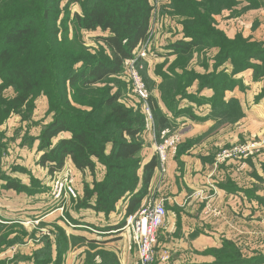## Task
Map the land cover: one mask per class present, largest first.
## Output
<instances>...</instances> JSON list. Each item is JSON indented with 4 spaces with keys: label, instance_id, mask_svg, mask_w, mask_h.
Here are the masks:
<instances>
[{
    "label": "rangeland",
    "instance_id": "rangeland-1",
    "mask_svg": "<svg viewBox=\"0 0 264 264\" xmlns=\"http://www.w3.org/2000/svg\"><path fill=\"white\" fill-rule=\"evenodd\" d=\"M150 1L154 7L151 37L145 47L146 57L143 60L141 75L150 98H153V103H157L167 115L169 112L177 116L186 114L197 121L203 107L199 103L202 102V92L207 88L212 89L213 95L209 101H212L211 106L216 111L212 114L220 117L213 129L237 118L246 128L249 123L253 126L255 124L254 129L257 132L241 141L229 140L221 148L254 142L257 145L256 150L259 147L261 150L258 155L264 157L263 0H193V3H188L187 0ZM67 2L69 3L67 9L72 17V12L80 9L79 4L74 0H63L61 6L64 7ZM196 4H199L201 13L205 15L198 24L199 28L213 34L207 36L210 46H198L188 56L170 55L169 44L173 42L171 40L178 36L184 37V29H191L197 24L192 17V12L196 10L195 8L198 9ZM97 33L100 31H82L80 42L86 47H97L98 42L95 38ZM72 35L70 31V37ZM230 53L231 57L228 58L227 55ZM129 64L130 61L126 63L121 76L112 81L109 87L112 92L118 86L122 87V102L135 109L141 107L142 112L145 113L143 103L132 89L127 70ZM2 83L0 76V86ZM1 95L3 100L12 99L16 96V90L13 86H9ZM227 95L231 97L230 100H226ZM0 105L4 109L3 104ZM149 105L152 112L150 100ZM53 115L47 97L41 93L34 95L17 111L11 112L0 125V187H7L8 182L21 181L14 176L30 179L28 180L30 186L27 188L43 191L38 197L39 202H42L39 207L44 212L51 210L57 213L56 215H61V211L56 209L57 204L51 201L50 196L54 174L38 163L41 156L38 137L44 126L52 120ZM177 132L182 133L173 124V127L163 132L154 144L165 136ZM182 137V141L170 151L167 163L164 166L160 165L157 176L151 183L150 193L140 207L162 202L167 208V216L159 230L157 244V256L164 264H185L184 254H181L184 249L179 243L184 240V234L180 230L179 222L175 221L176 213L187 208L191 200L201 201V185L195 184L191 187V184L185 183V167L191 160L185 161L184 156L199 155L201 150L199 146L203 137L198 132ZM216 155L217 153L214 162ZM170 165H173L172 175H170ZM75 173L80 197L77 200L67 201L63 213L69 221L74 219L94 223L92 229L82 228L85 224H80L79 229L87 233L75 232L78 233L77 235L71 231L75 228L61 223L63 217L28 220L12 216L8 212L6 215L3 214L5 219L0 218V252L7 248L12 249L15 244L26 249L25 245L33 243L34 251L28 253V256L20 255L19 261L34 260L35 262L36 259L50 261L51 257L57 261L55 258L59 256L60 251L62 254L60 260L62 259L63 264H139L135 243L128 232L122 231L123 234L117 236L118 238L109 240L111 234L102 230L123 219L127 199L121 198L108 213L92 207L96 203V195L86 199V192L94 189V181L99 182L106 177L105 166L98 163L95 176L91 172ZM23 193L34 195L29 191ZM7 198L8 196H4L0 191L1 213L2 210H9ZM260 220L261 224H264V215ZM261 229L264 235V226ZM57 244L59 247L64 246L58 251ZM18 250L19 248L12 249L11 253L14 252V256L7 261L1 260L0 264H15ZM209 252L217 254L215 248ZM259 257L264 258V253L258 254V259Z\"/></svg>",
    "mask_w": 264,
    "mask_h": 264
},
{
    "label": "trees",
    "instance_id": "trees-1",
    "mask_svg": "<svg viewBox=\"0 0 264 264\" xmlns=\"http://www.w3.org/2000/svg\"><path fill=\"white\" fill-rule=\"evenodd\" d=\"M74 1L80 9L70 17L69 3L62 7L63 0H0V103L4 106L3 109L0 105V125L34 95L44 94L54 115L38 137V163L54 174L52 183L69 158L75 172L81 174L89 170L95 176L97 163L104 165L106 177L94 181V189L86 192V199L96 195L92 207L106 213L121 198L127 199L124 219L102 229L118 234L126 218L141 209L160 161L155 152L145 163L140 157L146 146L142 135L151 122L144 105L145 113L141 107L127 106L122 102V87L112 92L109 84L121 76L126 63L149 39L154 7L150 0ZM195 9L192 17L197 24L193 29H184V37L169 44L172 54L188 56L198 46H210L207 36L213 34L199 28L205 15L199 7ZM84 30L100 31L95 36L97 47H86L80 42ZM227 56L230 58L231 53ZM9 86L15 88L16 96L3 100L1 93ZM152 99L158 139L173 123ZM63 132L70 136L60 137ZM29 186L22 181L7 184L19 192H37V188ZM79 197L78 191V197L70 201ZM61 220L71 227L64 218ZM70 222L76 225L71 228L77 230L80 224L94 225L74 219ZM63 246L57 244V250ZM58 255L57 261L53 257L50 261L36 259L35 264H63L60 251ZM238 256L229 243L222 264H244L234 261ZM254 262L263 263L264 258L257 256Z\"/></svg>",
    "mask_w": 264,
    "mask_h": 264
},
{
    "label": "crops",
    "instance_id": "crops-1",
    "mask_svg": "<svg viewBox=\"0 0 264 264\" xmlns=\"http://www.w3.org/2000/svg\"><path fill=\"white\" fill-rule=\"evenodd\" d=\"M181 38V36H178L171 41ZM169 54L172 55L171 51H169ZM202 95V102L199 103L203 107L199 112V120L197 119L196 121L186 114L179 116L174 115L172 112L168 114L170 121L183 133L184 138L196 132L200 133L203 137V141L199 146L201 148L199 155L196 157L184 156L185 161L189 162L191 160L185 167V183L191 184V187L199 184L202 190L200 191L201 201L191 200L187 208L176 213L175 221L179 222L180 230L184 234V240L179 242L184 249L183 252L181 251V254H184L185 264L224 263L225 261L223 258L221 259V256L225 254L226 245L228 246L230 243L239 254L238 258L234 261H244V264H257L254 262L255 258L258 254L264 253V235L261 232L264 224H261L260 220L261 216L264 215V157L258 155V152L261 151L260 147L256 150V153L250 156L238 157L221 164L214 162L215 154L223 148L222 145L227 144V141H241L246 136L255 135L257 133L254 129L255 124L253 126L249 123L246 128L236 118L232 122H227L213 129L220 120V117L217 114H212L216 112L211 106L212 101H209L213 95L212 89L207 88L202 92ZM225 98L226 100H230L231 97L227 95ZM203 100H206V102H203ZM59 136L69 137L70 134L63 132ZM142 137L145 140L146 146L140 152V157L143 159V163H145L149 161L155 152L154 142L156 135L154 121L149 122ZM192 160H195V162ZM65 166L75 169L70 158L66 161ZM172 169L173 165H170V175L174 173ZM158 171L159 169L155 171L154 178L157 176ZM87 172L90 171L86 170L84 173ZM14 177L21 180L23 184L30 185L28 181L30 179L26 180L18 176ZM37 178L41 179V177ZM0 189L4 196H8L7 207L9 208V210L6 209L2 210V213L0 212V218L2 219L6 218L4 216L8 212L12 216L28 220H33L29 218L46 220L54 216V218L61 216L60 214L56 215L57 213L55 214L51 210L44 212L39 207L42 202H39L40 198L38 199V197L39 194L43 193L42 189H37V192L33 193L34 195H27L23 192H18L14 188H4L3 186ZM61 223L65 224L62 220ZM89 224L91 225V223ZM116 224L118 223H114L113 225ZM82 228L92 229L86 224ZM71 231L73 234L78 235L75 232L85 230L74 229ZM85 232L87 233V231ZM114 232L116 231L110 233L109 240L118 238L117 236L123 234L121 231L113 235ZM16 245L12 248L14 250L19 248L15 264H35L34 260L19 261L21 259L20 255L28 256V253L34 251L33 243L25 245L26 249H24V246L19 247ZM214 248L217 250V254L215 255L209 252ZM12 249L7 248L3 252H0V261L11 259L14 256V252L11 253ZM158 262L157 264H164Z\"/></svg>",
    "mask_w": 264,
    "mask_h": 264
},
{
    "label": "built area",
    "instance_id": "built-area-1",
    "mask_svg": "<svg viewBox=\"0 0 264 264\" xmlns=\"http://www.w3.org/2000/svg\"><path fill=\"white\" fill-rule=\"evenodd\" d=\"M150 37L136 51L134 57L130 60L127 70L134 93L143 102L146 114L153 121V115L149 105L150 94L141 75L143 60L146 57L145 47L149 43ZM182 136V133H173L165 137L162 141L155 143V152L159 158L160 165L164 166L167 163L170 151L182 141ZM256 146L254 142H246L224 148L217 152L215 162L221 164L227 160L250 156L254 154ZM76 181L75 170L70 166H64L60 174L53 181L51 189V201L57 204L56 209L61 211V216L71 227H75L76 225H73L64 216L63 212L66 202L71 198L78 197ZM166 216V206L162 202H158L142 207L137 213L131 214L126 218V224L121 231L128 232L132 236L137 250L139 264H157L158 260H160L157 256L158 234L165 222ZM31 222L28 223L32 224Z\"/></svg>",
    "mask_w": 264,
    "mask_h": 264
}]
</instances>
